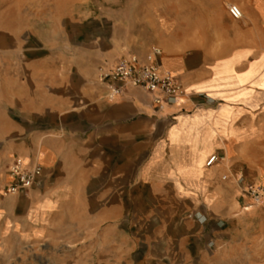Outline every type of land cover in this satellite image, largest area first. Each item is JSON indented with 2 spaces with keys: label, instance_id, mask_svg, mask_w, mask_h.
<instances>
[{
  "label": "crops",
  "instance_id": "0c3cea01",
  "mask_svg": "<svg viewBox=\"0 0 264 264\" xmlns=\"http://www.w3.org/2000/svg\"><path fill=\"white\" fill-rule=\"evenodd\" d=\"M4 16L0 241L46 264H264L242 191L264 171V0H107L45 42ZM151 48L184 95L107 99L98 69ZM13 157L41 176L2 197Z\"/></svg>",
  "mask_w": 264,
  "mask_h": 264
},
{
  "label": "built area",
  "instance_id": "2783aa9c",
  "mask_svg": "<svg viewBox=\"0 0 264 264\" xmlns=\"http://www.w3.org/2000/svg\"><path fill=\"white\" fill-rule=\"evenodd\" d=\"M232 19L239 20L241 11L235 5L227 8ZM161 55L158 48H151L144 62H140L135 55L119 58L109 69L100 67L97 80L105 89V97L112 99L119 95L124 87L137 88L147 93L156 107L173 104L185 91L180 81L170 72L162 69L157 59ZM215 157L207 161L209 166ZM9 182L2 188V197L22 195L27 193L39 181L41 168L38 165L27 166L20 158L11 161L7 168ZM243 193L254 204L264 199V186L245 184Z\"/></svg>",
  "mask_w": 264,
  "mask_h": 264
},
{
  "label": "rangeland",
  "instance_id": "374dc122",
  "mask_svg": "<svg viewBox=\"0 0 264 264\" xmlns=\"http://www.w3.org/2000/svg\"><path fill=\"white\" fill-rule=\"evenodd\" d=\"M3 13L4 20L11 21L14 18L17 26L21 28L28 26L26 29H36L37 33L43 34L42 37L38 34H30L24 40L45 42L53 36L63 38L65 26L77 23L88 13L91 16L106 15L107 0H0V14ZM260 148L262 150V147ZM15 158L17 157L10 158L9 162ZM3 170L0 171L2 176H4ZM249 184L264 186V183L260 181ZM239 197L242 204V196ZM243 199L247 203L245 206L248 209L254 207L257 210L258 216H249L248 224L255 229H258L261 224L264 226V199L258 204H254L247 198L243 197ZM256 242V249H263L264 235L261 240L257 239ZM29 250L30 248L28 249L17 242L0 241V264H46V259L34 256Z\"/></svg>",
  "mask_w": 264,
  "mask_h": 264
},
{
  "label": "bare ground",
  "instance_id": "6f19581e",
  "mask_svg": "<svg viewBox=\"0 0 264 264\" xmlns=\"http://www.w3.org/2000/svg\"><path fill=\"white\" fill-rule=\"evenodd\" d=\"M231 5H233V4H228L227 5V8L229 7V6H231ZM236 6V5H235ZM238 7V6H237ZM239 8V7H238ZM240 10V9H239ZM241 11V10H240ZM242 14V13H241ZM227 149V153H229V147L228 148H226ZM259 180L261 181V183H264V171L263 170H259Z\"/></svg>",
  "mask_w": 264,
  "mask_h": 264
}]
</instances>
